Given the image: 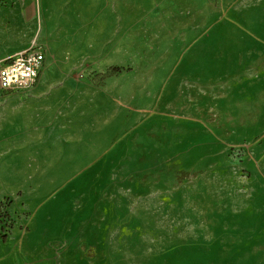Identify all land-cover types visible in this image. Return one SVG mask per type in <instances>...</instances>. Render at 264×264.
I'll use <instances>...</instances> for the list:
<instances>
[{"label":"rangeland","instance_id":"obj_1","mask_svg":"<svg viewBox=\"0 0 264 264\" xmlns=\"http://www.w3.org/2000/svg\"><path fill=\"white\" fill-rule=\"evenodd\" d=\"M33 40V85L0 89V264H164L139 255L150 239L170 264H264V198L224 241L193 228L212 193L252 172L264 189V0H0L2 44ZM17 93L34 97L3 113ZM158 152L186 174L152 194L138 174ZM210 173L231 176L196 185Z\"/></svg>","mask_w":264,"mask_h":264},{"label":"crops","instance_id":"obj_2","mask_svg":"<svg viewBox=\"0 0 264 264\" xmlns=\"http://www.w3.org/2000/svg\"><path fill=\"white\" fill-rule=\"evenodd\" d=\"M32 42H36V41L33 40ZM30 44H28V45H30ZM28 45L21 47V48H19V47L14 48L10 45H3L2 41H0V49L5 51V55L10 53V52H12L11 55H13L16 51H18L22 48H25ZM14 49H16V50H14ZM11 55H9L4 60H2L0 62V64L3 61H5L6 59H8ZM17 94H16L15 98L12 99L11 101L9 98L7 99L8 101H10L9 102L10 104L3 105V110H2L3 113H5V112L11 113L10 110H15L18 108L20 109L21 107H24L25 106L24 102H26L28 100H32L34 97V95L33 96H31V95L22 96L21 95L22 93H17ZM3 100L4 99H2V101ZM7 100L5 99V101H7ZM58 117H59V114L53 115V130H54V127H57L55 124H58L57 123ZM2 121H4L2 123L5 125H9V123H10L9 120H7V118L2 119ZM61 125L65 126V124H61ZM65 127H60V129H62L60 131L61 136H63V134H66ZM60 132L58 131L57 134H59ZM103 143H104V140H103ZM103 143L102 142H101V144L99 143L98 147L96 148V152H97L96 156L95 155H89L88 152H83L82 155H80V159L78 161H76L75 163L88 166V165L96 163V161H100V159H101L100 151L104 150L106 148V147H104ZM152 149H154L153 144H152ZM172 159L173 160H171V157H168L164 153L158 152V153H156V156H154V154H153V156L149 159V161L147 160V162H145V164L147 165L146 169L143 172H141L140 174H138V176L140 175V177L145 176L147 179L151 180V184H150L151 188L150 189H151L152 194H154V191L159 190V187L154 185V180H159L157 178L158 177L162 178V176L165 173L168 174L170 165L177 166L178 171L179 170L182 171L181 173H178L177 176L182 174L183 177H185L186 173H183V172H185V166H186V164H184L185 160L181 161L180 158H177V157H174ZM155 165L160 166V168L155 170V168H154ZM164 165H167L168 169H165ZM230 176H231V173H210V174H205V175L204 174H195V183H196V185H198L199 182L203 183V182H205V178L209 179L212 182L213 181L219 182V181H222L225 177L229 178ZM260 180H262V174L252 172L250 174V177H249V181L251 183H249V182L245 183L246 184L245 189L243 191H241L240 194H239V192H234L236 194L232 193V189L230 190L229 193H228V191H225L222 193L221 192L212 193V197L215 198V208L213 206H211L212 207L211 209H207L206 206H201L199 208L200 211L198 212L199 213L198 217H197V214H193V219L197 217L200 220H205L204 215L210 211V213L211 214L213 213V215H214V220L201 221V222L195 223L193 225V228L196 227V228H199V230L210 229L212 231L210 237L211 238L213 237L214 239H221L222 240L223 236L227 237L226 231L229 230L230 228L234 227L233 226L234 218L236 216L240 215L241 213H243L245 211V209L253 206V204H258V203L262 202V199L264 198V189L262 188L263 184L260 183ZM218 185H219V183L216 184V186H218ZM250 186H252V187H250ZM183 187H185V185H183ZM160 188L163 189V185ZM200 190L203 191L202 189H200ZM116 207H117V209L118 208L121 209V206H119V207L115 206V208ZM146 211H147L146 213L149 212L148 208ZM206 219H208V218H206ZM114 234L116 235V231ZM193 234L195 235V232L192 229H188V230L185 229L184 231H182L178 235V237L181 239L182 238L186 239L187 237H190ZM222 241H224V240H222ZM166 244H167L166 239H163L160 241H153V239H150L149 241L146 242L145 250L144 251L142 250V252H140L139 255L149 257V258L151 257L152 259L162 261L164 264H170L167 259L162 260L159 255H157V256L155 255V253L158 252L159 250H161L163 248V246Z\"/></svg>","mask_w":264,"mask_h":264},{"label":"built area","instance_id":"obj_3","mask_svg":"<svg viewBox=\"0 0 264 264\" xmlns=\"http://www.w3.org/2000/svg\"><path fill=\"white\" fill-rule=\"evenodd\" d=\"M43 60V48L36 42L16 51L0 64V89H28L35 82Z\"/></svg>","mask_w":264,"mask_h":264}]
</instances>
